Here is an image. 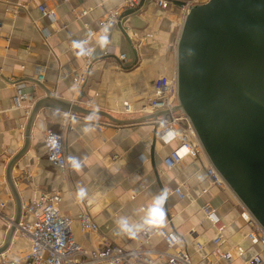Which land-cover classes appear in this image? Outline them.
<instances>
[{"label": "crops", "instance_id": "1", "mask_svg": "<svg viewBox=\"0 0 264 264\" xmlns=\"http://www.w3.org/2000/svg\"><path fill=\"white\" fill-rule=\"evenodd\" d=\"M42 6L56 17L42 16ZM115 10L121 16L128 11L123 0H0V248L15 216L6 169L24 145L29 116L27 110L14 108L17 84H27L37 100L48 90L60 99L128 120L147 114L124 113L125 102L139 109L157 78L176 74L182 28L178 15L146 0L136 15L123 18L120 26L118 22L105 32L102 24ZM88 28L95 33L93 38ZM83 42L93 62L87 82L78 86L73 74L84 70L86 60L76 46ZM122 55L127 59L122 60ZM49 130L64 137L65 171L48 160L44 140ZM162 131L154 121L118 126L103 117L42 110L32 130L30 150L13 169L23 204L47 192L60 194L61 213L73 219L72 233L83 247L97 249L106 239L125 250L144 251L158 263L163 262L160 255L167 245L160 235L145 240L143 232L165 227L181 236L180 248L191 255L194 264L214 261L213 240L219 230L206 220L204 207L210 205L225 228L221 248H238L247 227L234 194L210 186L204 158H185L176 168L167 169L164 159L179 142H165ZM203 184L210 186L206 195L201 193ZM176 189L184 199L175 194ZM83 212L98 224L97 234L82 233L78 218ZM117 219L126 224H117ZM197 244L204 249L199 250ZM29 248L28 239L18 234L5 257L22 258ZM259 252V247L250 248L246 259Z\"/></svg>", "mask_w": 264, "mask_h": 264}, {"label": "water", "instance_id": "2", "mask_svg": "<svg viewBox=\"0 0 264 264\" xmlns=\"http://www.w3.org/2000/svg\"><path fill=\"white\" fill-rule=\"evenodd\" d=\"M144 3L121 16L119 26ZM174 4L183 7L186 1ZM176 63L178 104L173 112L189 119L212 166L264 229V0H209L191 6L177 42ZM45 92L29 113L22 149L6 169L15 216L0 256L11 248L23 215L13 169L30 150L32 130L42 110L103 117L118 126L154 121L160 127L159 118L169 115L159 111L120 120Z\"/></svg>", "mask_w": 264, "mask_h": 264}, {"label": "built area", "instance_id": "3", "mask_svg": "<svg viewBox=\"0 0 264 264\" xmlns=\"http://www.w3.org/2000/svg\"><path fill=\"white\" fill-rule=\"evenodd\" d=\"M143 1L146 0H123V8L124 10L136 9ZM153 1L159 9L169 11L171 14L175 12L181 26L190 7L199 3V0L186 1V5L180 7L174 4L175 0ZM62 2L68 3L70 0H62ZM40 12L44 17L52 19L56 17L55 12L43 6L40 7ZM85 14L87 12H84ZM120 18V10L109 13L102 24L103 30L107 32L110 26L120 22ZM88 33L89 38L95 36V33L89 28ZM76 50L86 60L84 70L73 74V81L78 86H82L87 82V74L92 66L93 55L84 42L78 44ZM106 55H109V51L106 52ZM121 59L126 60L127 56L122 55ZM42 80L40 78V81ZM36 101L37 97L30 91L27 84H17L14 98L15 109L27 110L30 113ZM177 104V74L165 75L155 80L152 92L143 100L139 109L125 102L123 112L151 115L159 111H168V116L160 117L158 120L160 128L163 130L162 136L165 142L178 141L179 145L164 159L166 168L169 170L176 168L185 158H204L207 162L206 171L210 186L229 189L222 176L207 158L189 119L180 112H173ZM44 144L48 160L61 171H65L67 169V157L63 135L49 130L45 136ZM210 186L206 184L201 186L202 195L208 193ZM175 194L181 199L185 198L180 189H176ZM62 201L63 198L60 194L47 192L36 201L23 204V215L17 226V231L30 242L29 251L19 259H7L5 255H2L0 256V264H194L191 255L180 248L183 243L181 236L175 231H167L165 227H149L143 232L145 240H149L155 235H160L164 239L167 251L160 255V259L163 260L162 263L154 261L144 251L125 250L106 239L101 242L97 249H87L76 241L72 233L73 219L62 215L60 210ZM204 212L206 220L219 230V235L213 240L212 256L214 261L207 264H233L237 260H242L243 264H264V256H262L264 255V229L247 209L242 206L240 213V217L247 227L246 237L238 248L228 251L221 248L224 244L223 232L225 228L221 225L215 210L210 205H206ZM0 216H2L1 213ZM27 217H32V220L25 219ZM78 220L82 233L97 234L99 232L98 224L94 222L88 212L81 213ZM253 247H259L262 253H256L246 259V253ZM197 248L203 250L204 246L197 244Z\"/></svg>", "mask_w": 264, "mask_h": 264}, {"label": "clouds", "instance_id": "4", "mask_svg": "<svg viewBox=\"0 0 264 264\" xmlns=\"http://www.w3.org/2000/svg\"><path fill=\"white\" fill-rule=\"evenodd\" d=\"M83 193V190H81V194ZM116 223L117 224H126V221H123V220H121V219H117L116 220Z\"/></svg>", "mask_w": 264, "mask_h": 264}, {"label": "rangeland", "instance_id": "5", "mask_svg": "<svg viewBox=\"0 0 264 264\" xmlns=\"http://www.w3.org/2000/svg\"><path fill=\"white\" fill-rule=\"evenodd\" d=\"M207 1H209V0H199V3L198 4H202V3H206ZM236 198V197H235ZM237 199V198H236ZM237 201H238V199H237ZM239 202V201H238ZM239 204H240V206H241V208H242V205H241V203L239 202Z\"/></svg>", "mask_w": 264, "mask_h": 264}, {"label": "trees", "instance_id": "6", "mask_svg": "<svg viewBox=\"0 0 264 264\" xmlns=\"http://www.w3.org/2000/svg\"><path fill=\"white\" fill-rule=\"evenodd\" d=\"M176 1H193V0H176Z\"/></svg>", "mask_w": 264, "mask_h": 264}]
</instances>
